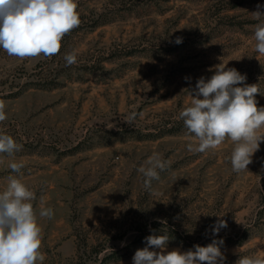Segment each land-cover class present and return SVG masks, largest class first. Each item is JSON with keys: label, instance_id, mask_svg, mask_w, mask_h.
<instances>
[{"label": "rangeland", "instance_id": "374dc122", "mask_svg": "<svg viewBox=\"0 0 264 264\" xmlns=\"http://www.w3.org/2000/svg\"><path fill=\"white\" fill-rule=\"evenodd\" d=\"M258 4L264 12V0H78L81 24L59 54L21 60L0 49V132L23 146L15 156L25 163L12 173L0 156V191L18 175L36 193L37 214L42 197L53 209L38 220L43 264H133L146 226L177 235L167 251L223 239L224 264L264 255V142L237 174L232 141L190 152L178 118L188 90L221 62L258 84L264 106V57L252 38ZM153 152L170 167L149 192L137 169ZM220 218L227 227L213 235Z\"/></svg>", "mask_w": 264, "mask_h": 264}, {"label": "clouds", "instance_id": "9594fccd", "mask_svg": "<svg viewBox=\"0 0 264 264\" xmlns=\"http://www.w3.org/2000/svg\"><path fill=\"white\" fill-rule=\"evenodd\" d=\"M261 7L258 4L257 10L251 13L253 19L259 21L254 26L252 38L254 51L264 57V12L260 11ZM80 24L78 0H0V49L21 60L40 56L51 59L59 54L65 35ZM175 43H182V38L177 37ZM64 59L71 66L77 63V54L70 52ZM227 64L221 62L210 67L211 77L197 80L195 88L188 90L190 103L179 112L178 118L187 130L190 152L206 154L226 140L232 141L234 147L228 159L232 171L239 174L247 171L264 142V106L258 107L256 96L262 95L258 84H247L246 74ZM139 115L142 117L143 113ZM136 116L133 112L124 122L131 125ZM6 119V103L0 100V122ZM22 147L12 136L0 132V156L6 154L9 158L7 167L12 173L21 174L25 167L24 161L15 156ZM169 167L170 161L153 152L137 169L142 175L144 189L152 192L153 181H159L160 173ZM36 199V193L18 175L7 177L6 187L0 191V264H43L45 261L46 255L41 251L43 229L38 220L51 219L54 211L44 206L42 197L37 214L33 204ZM226 227L227 221L218 219L212 229L213 235ZM169 240L166 234L145 237L147 246L135 251L133 264L225 262L220 247L223 239H213L207 246L195 245V250L184 252L179 249L167 251ZM235 264H264V255L242 256Z\"/></svg>", "mask_w": 264, "mask_h": 264}, {"label": "trees", "instance_id": "16d2710c", "mask_svg": "<svg viewBox=\"0 0 264 264\" xmlns=\"http://www.w3.org/2000/svg\"><path fill=\"white\" fill-rule=\"evenodd\" d=\"M139 232H140V236L137 237L138 240L136 242H138L140 246H147L145 237L149 235H153V234L155 235L166 234L170 238L169 242H179L177 235H173V233L169 231L159 230L155 226L142 227L140 228ZM120 258L121 257H118V258H115L114 260H119Z\"/></svg>", "mask_w": 264, "mask_h": 264}]
</instances>
